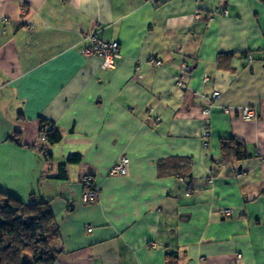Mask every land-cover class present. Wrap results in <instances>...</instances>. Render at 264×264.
Returning <instances> with one entry per match:
<instances>
[{
	"label": "crops",
	"instance_id": "1",
	"mask_svg": "<svg viewBox=\"0 0 264 264\" xmlns=\"http://www.w3.org/2000/svg\"><path fill=\"white\" fill-rule=\"evenodd\" d=\"M88 34L118 43L112 67ZM229 137L245 179L218 163ZM263 162L264 0H0V199L50 203L58 264H264Z\"/></svg>",
	"mask_w": 264,
	"mask_h": 264
},
{
	"label": "trees",
	"instance_id": "2",
	"mask_svg": "<svg viewBox=\"0 0 264 264\" xmlns=\"http://www.w3.org/2000/svg\"><path fill=\"white\" fill-rule=\"evenodd\" d=\"M223 9L219 10V13ZM244 56L246 60L252 58L251 52ZM222 57L225 56L222 55ZM182 65L189 66L188 72H190L191 66L187 64V61L184 60ZM182 65L179 74L182 73ZM39 130L47 145H54L62 139L60 130L51 121L41 118ZM13 141L19 143V134H15ZM207 145L208 143L204 147L206 148ZM219 152V164L239 165L237 176L241 179L247 177L249 171L242 169L240 164L249 159L252 154L242 141L237 137L220 139ZM46 155L50 156L51 153ZM79 161V157H68V163L75 164ZM177 161L179 162L175 163ZM181 161V159L164 160L162 166L159 164V175L184 177L183 172L186 173L189 168L181 166L187 160L179 164ZM49 204L44 200L25 204L21 201L0 199V264H54L56 262L62 252L61 234Z\"/></svg>",
	"mask_w": 264,
	"mask_h": 264
},
{
	"label": "built area",
	"instance_id": "3",
	"mask_svg": "<svg viewBox=\"0 0 264 264\" xmlns=\"http://www.w3.org/2000/svg\"><path fill=\"white\" fill-rule=\"evenodd\" d=\"M227 13H228L227 9H223L221 12V14L223 15H227ZM86 39L88 40L90 46L89 48H84L82 50V53L87 56H91V55L101 56L104 59V63H103L104 67L106 60L107 61L109 60L112 64L114 59L120 57V51H119L118 43L116 41L107 42L105 40H100L97 39L93 34L86 35ZM157 65H159V62H157ZM188 71H189V67L186 65H182V73L176 76V83L178 84V86L182 85V80L184 77L183 75L186 74ZM205 80L207 79L205 78ZM219 95H220L219 92H215L213 97L217 98L219 97ZM210 106H213V104L211 103ZM205 112L206 111H204L203 113ZM228 112L229 110L225 109V113L227 114ZM255 114H256L255 110L249 107H243L238 111V115L243 117L244 119H251L255 116ZM127 164H128V160L122 158L117 165L111 168L110 174L125 175ZM86 178L84 179V184L89 181L90 177H88V181H86ZM97 195H98V191L95 188H89L85 191L84 200L92 201L96 198ZM224 212L226 213V211Z\"/></svg>",
	"mask_w": 264,
	"mask_h": 264
},
{
	"label": "rangeland",
	"instance_id": "4",
	"mask_svg": "<svg viewBox=\"0 0 264 264\" xmlns=\"http://www.w3.org/2000/svg\"><path fill=\"white\" fill-rule=\"evenodd\" d=\"M254 58H256V56H254ZM105 67H112V64H111V62L108 60H106L105 61ZM243 120H250V119H244L243 117H241ZM129 163V162H128ZM128 165V164H127ZM56 167H57V165H56ZM126 173H127V167H126ZM87 177V176H86ZM85 177V178H86ZM86 181H88V177L86 178ZM85 186L87 187L86 188V190L87 189H89V188H94V185H93V181H92V179L91 178H89V181L87 182V183H85ZM85 190V191H86ZM98 191V190H97ZM99 197V191H98V195L96 196V198L94 199V200H96L97 198ZM94 200H92V201H94ZM87 202H91V201H87ZM54 264H58V261L56 260V262L54 263Z\"/></svg>",
	"mask_w": 264,
	"mask_h": 264
}]
</instances>
